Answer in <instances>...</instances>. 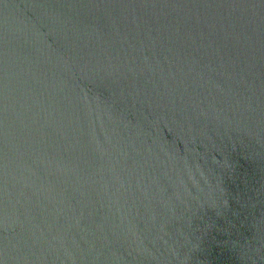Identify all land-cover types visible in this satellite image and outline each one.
I'll return each mask as SVG.
<instances>
[{"label": "water", "instance_id": "water-1", "mask_svg": "<svg viewBox=\"0 0 264 264\" xmlns=\"http://www.w3.org/2000/svg\"><path fill=\"white\" fill-rule=\"evenodd\" d=\"M0 264H264V0H0Z\"/></svg>", "mask_w": 264, "mask_h": 264}]
</instances>
